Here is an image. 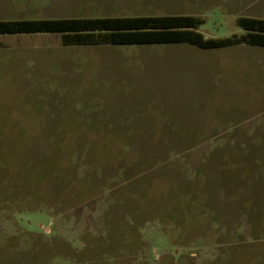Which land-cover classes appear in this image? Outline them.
<instances>
[{
  "label": "rangeland",
  "instance_id": "rangeland-1",
  "mask_svg": "<svg viewBox=\"0 0 264 264\" xmlns=\"http://www.w3.org/2000/svg\"><path fill=\"white\" fill-rule=\"evenodd\" d=\"M161 14L218 38L264 0H0V19ZM125 121L174 132L95 133ZM198 125L226 132L179 133ZM0 264H264V47L0 34Z\"/></svg>",
  "mask_w": 264,
  "mask_h": 264
},
{
  "label": "trees",
  "instance_id": "trees-1",
  "mask_svg": "<svg viewBox=\"0 0 264 264\" xmlns=\"http://www.w3.org/2000/svg\"><path fill=\"white\" fill-rule=\"evenodd\" d=\"M203 22L192 14L0 19V34L55 33L67 46L187 43L202 49L244 44L264 47V18L239 17L241 32L218 38L196 30Z\"/></svg>",
  "mask_w": 264,
  "mask_h": 264
},
{
  "label": "crops",
  "instance_id": "crops-1",
  "mask_svg": "<svg viewBox=\"0 0 264 264\" xmlns=\"http://www.w3.org/2000/svg\"><path fill=\"white\" fill-rule=\"evenodd\" d=\"M232 47V46H231ZM130 119V118H128ZM168 121L173 122L172 119L170 117L167 118ZM165 123V122H164ZM117 127V126H116ZM169 127H173V126H169ZM214 126H201L198 125L197 127H186V128H192V129H184V130H180L179 133H183V134H192V133H199V134H222L225 133L226 131L223 129H210L213 128ZM148 126H142V125H138V123L134 122V121H125L123 122L122 126L117 127L116 130H99L96 131L95 133H113V134H143V133H155V132H160V133H172L174 132L173 130H169V129H163V130H158V131H154V130H149ZM163 128H168V126H164ZM194 128H198V129H194ZM201 128V129H199ZM260 202V201H259ZM258 204V202H256ZM250 218H251V213H249Z\"/></svg>",
  "mask_w": 264,
  "mask_h": 264
}]
</instances>
